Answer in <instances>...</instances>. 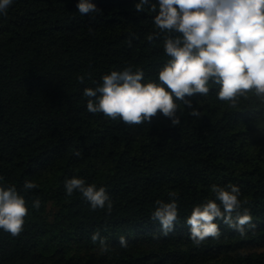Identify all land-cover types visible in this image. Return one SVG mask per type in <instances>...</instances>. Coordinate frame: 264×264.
Segmentation results:
<instances>
[{
  "label": "trees",
  "instance_id": "16d2710c",
  "mask_svg": "<svg viewBox=\"0 0 264 264\" xmlns=\"http://www.w3.org/2000/svg\"><path fill=\"white\" fill-rule=\"evenodd\" d=\"M78 2L13 0L0 14V186L15 185L28 205L19 236L0 230V264H264V103L231 108L213 86L188 98L199 117L178 101L177 126L160 113L131 126L90 113L84 89L113 70L131 66L159 83L167 34L147 5L137 12L139 0H90L98 12L86 15ZM73 176L104 187L111 214L79 192L67 196ZM25 181L37 188L23 192ZM212 185L239 187L253 226L241 235L216 220L219 238L197 246L186 219L215 198ZM170 192L178 219L165 236L151 215Z\"/></svg>",
  "mask_w": 264,
  "mask_h": 264
},
{
  "label": "clouds",
  "instance_id": "9594fccd",
  "mask_svg": "<svg viewBox=\"0 0 264 264\" xmlns=\"http://www.w3.org/2000/svg\"><path fill=\"white\" fill-rule=\"evenodd\" d=\"M12 3L13 0H0V14L6 15ZM145 5L157 13L154 25L159 33L167 34L164 52L169 59L158 73L159 83H144L143 71H133L131 66L113 70L102 77V84L84 89L90 113H103L129 126L150 124L160 113L177 126L182 115L180 103L190 116L199 117L200 112L188 98L206 97L213 86H218L217 99L231 108H237L242 99L264 103V0H157L156 3L139 0L135 5L137 12L143 11ZM77 8L81 15L98 12L90 0H79ZM154 35L148 39L151 41ZM84 79L77 77L79 83H84ZM35 188V183L25 181L22 191ZM64 188L67 196L79 192L93 211L106 208L111 214L113 202L104 187L97 188L73 176L65 179ZM211 191L215 198L195 206L186 219L190 239L197 246L209 238H219L216 220L241 235L246 226H253L249 209L241 211L247 201H241L239 187L212 185ZM169 201H155L151 215L165 236L174 230L178 219L175 192L169 193ZM40 206L39 199L33 201L34 209ZM27 215L25 196L17 187L0 186V230L12 237L19 236ZM91 239L93 243L99 241L102 253L109 251L99 233H94ZM119 243L121 247L128 246L123 236Z\"/></svg>",
  "mask_w": 264,
  "mask_h": 264
}]
</instances>
